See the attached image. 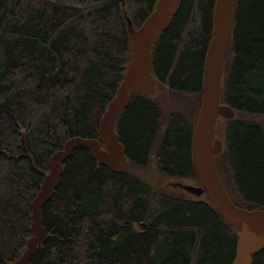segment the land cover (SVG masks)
<instances>
[{
    "label": "trees",
    "instance_id": "16d2710c",
    "mask_svg": "<svg viewBox=\"0 0 264 264\" xmlns=\"http://www.w3.org/2000/svg\"><path fill=\"white\" fill-rule=\"evenodd\" d=\"M157 1L0 0V264L27 248L52 155L72 137H99L131 61L127 17L139 28ZM215 3L182 0L153 44L156 94H132L116 122L128 170L113 172L83 147L64 161L42 208L49 236L31 264L234 262L239 232L207 195L155 184L157 172L200 184L192 140ZM183 94L188 110L162 111L161 102ZM221 103L236 111L216 122L222 181L236 205L264 210V0L235 1ZM250 264H264V249Z\"/></svg>",
    "mask_w": 264,
    "mask_h": 264
},
{
    "label": "water",
    "instance_id": "95a60500",
    "mask_svg": "<svg viewBox=\"0 0 264 264\" xmlns=\"http://www.w3.org/2000/svg\"><path fill=\"white\" fill-rule=\"evenodd\" d=\"M119 1L125 6L126 0ZM235 1L216 0L215 3L213 35L206 54L202 98L192 140V160L200 184L173 180L167 185L181 189L196 199L207 195L218 213L239 232L237 254L232 264H250L252 255L264 249V210L240 207L231 200L215 160L223 149L222 140L215 138L218 116L232 119L236 115L235 109L221 103L224 65L233 35ZM181 3L182 0H158L139 28H135L127 17L132 41L131 61L101 119L99 137H72L52 155L48 172L42 171L44 176L40 191L32 201V237L28 239L22 255L7 264H31L38 248L47 241L49 234L42 223V208L53 198L64 171L63 163L76 148L88 149L98 164L107 166L113 172L128 170L130 161L116 131V122L120 112L129 105L132 94H156L152 47L159 33L170 26ZM56 7L69 6L57 3Z\"/></svg>",
    "mask_w": 264,
    "mask_h": 264
},
{
    "label": "rangeland",
    "instance_id": "374dc122",
    "mask_svg": "<svg viewBox=\"0 0 264 264\" xmlns=\"http://www.w3.org/2000/svg\"><path fill=\"white\" fill-rule=\"evenodd\" d=\"M0 59H1V51H0ZM188 95L189 94H183V95H181L179 97H168L166 100L161 102L162 111L164 113H168L170 111H186V110H188L191 107L190 99L185 101V97L188 96ZM217 138L223 140V138L221 136H219V135H217ZM223 142H224V140H223ZM223 148H224V145H223ZM173 180H181V181H184V182H190V181H185V180H182V179L161 177L160 174L157 172L155 184L159 185L158 186L159 188L162 186L168 191H172V192L173 191H182L181 189L174 188V187H172L170 185H167L170 181H173ZM185 194H187V193H185Z\"/></svg>",
    "mask_w": 264,
    "mask_h": 264
},
{
    "label": "bare ground",
    "instance_id": "6f19581e",
    "mask_svg": "<svg viewBox=\"0 0 264 264\" xmlns=\"http://www.w3.org/2000/svg\"><path fill=\"white\" fill-rule=\"evenodd\" d=\"M56 6V5H55ZM58 8V7H57Z\"/></svg>",
    "mask_w": 264,
    "mask_h": 264
},
{
    "label": "flooded vegetation",
    "instance_id": "af4514ba",
    "mask_svg": "<svg viewBox=\"0 0 264 264\" xmlns=\"http://www.w3.org/2000/svg\"><path fill=\"white\" fill-rule=\"evenodd\" d=\"M216 138V137H215Z\"/></svg>",
    "mask_w": 264,
    "mask_h": 264
}]
</instances>
